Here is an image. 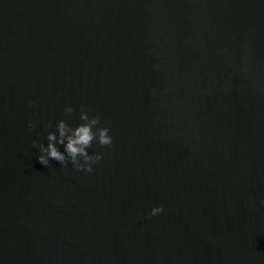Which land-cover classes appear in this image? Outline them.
I'll list each match as a JSON object with an SVG mask.
<instances>
[{
  "label": "water",
  "instance_id": "obj_1",
  "mask_svg": "<svg viewBox=\"0 0 264 264\" xmlns=\"http://www.w3.org/2000/svg\"><path fill=\"white\" fill-rule=\"evenodd\" d=\"M0 264H264V0H0Z\"/></svg>",
  "mask_w": 264,
  "mask_h": 264
},
{
  "label": "clouds",
  "instance_id": "obj_2",
  "mask_svg": "<svg viewBox=\"0 0 264 264\" xmlns=\"http://www.w3.org/2000/svg\"><path fill=\"white\" fill-rule=\"evenodd\" d=\"M32 103L30 102V106ZM73 112L72 107L64 109L66 116H70ZM80 120L83 123L75 128L69 126L67 120H60L55 126V131L47 134V146L33 141L32 147L39 149L38 162L41 165L48 167L50 160H54L65 169L71 163L76 171L93 172L92 165L102 160L103 156L100 153L90 155L88 149L92 147L94 141L102 147L110 148L113 144V138L109 135L107 127L100 126V118L90 115L83 107L80 111ZM34 127L35 124L30 121L28 124L29 130H33ZM48 127H52V125L49 124ZM57 145H62L64 151L61 152ZM162 212V207L153 208L150 216Z\"/></svg>",
  "mask_w": 264,
  "mask_h": 264
}]
</instances>
